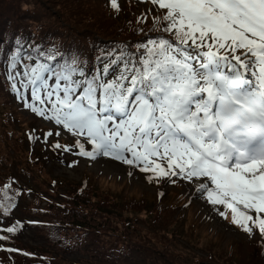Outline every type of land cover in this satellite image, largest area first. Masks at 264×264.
Masks as SVG:
<instances>
[{"label":"snow or ice","instance_id":"snow-or-ice-1","mask_svg":"<svg viewBox=\"0 0 264 264\" xmlns=\"http://www.w3.org/2000/svg\"><path fill=\"white\" fill-rule=\"evenodd\" d=\"M150 2L175 39L140 45L139 67L126 62L104 82L75 61L58 72L46 63L17 70L14 56L12 89L33 113L83 136L91 149L77 141L79 155L150 173V182H194L220 217L264 236V0ZM110 5L119 11L118 0Z\"/></svg>","mask_w":264,"mask_h":264},{"label":"rangeland","instance_id":"rangeland-1","mask_svg":"<svg viewBox=\"0 0 264 264\" xmlns=\"http://www.w3.org/2000/svg\"><path fill=\"white\" fill-rule=\"evenodd\" d=\"M81 1L89 12L79 9L73 0H0V21L8 16L11 27L29 30L27 45L37 42L33 46L37 48L36 53L18 43L7 49L9 53H3L0 43V157L3 160L0 164V236L7 237L0 240V261L6 264L21 251L32 254L45 247V230L26 221L71 218L70 214L77 208L73 215L79 218L91 217V222L97 216L103 218L108 224L103 231H108L107 238L113 244L116 245L118 238H129L137 247L156 252L148 256L156 261L159 258L161 264H242L239 259L247 260L255 251L249 242H261L264 246V236L258 229L254 228L250 234L232 224L230 214L227 220L220 217L195 189L189 188L193 182L176 177L175 183L164 179L150 182L147 179L150 173L136 169L129 176L128 165L107 158L93 161L79 155L80 149L74 141L84 142L85 149H91L83 136L73 135L54 121L33 113L24 107V100L12 94V84L20 80L18 76L15 81L9 79V75L15 74L11 68L14 56L19 61L17 70H23L26 65L34 67L54 53L63 57L53 71L75 61V66H86L87 73L94 74L96 62L109 54L114 58L129 49L131 59L139 67L141 55L147 53L140 45L152 38L175 39L174 36L167 38L162 30L165 10L150 0H118L119 11L111 7L110 0ZM115 11L121 14L115 17L112 15ZM123 13L131 27L123 23L118 27ZM3 31H7L4 22L0 39ZM32 35L37 40H32ZM10 53L14 56L10 57ZM28 98L31 101L30 94ZM53 140H56L54 145ZM6 182L9 186L5 187ZM74 199L80 204L73 205ZM133 199L140 202L141 211L127 207V202ZM163 200H172L176 207L169 209L172 215L163 218L162 212L155 219L158 206L166 208V203L161 204ZM98 207L114 214L101 213ZM4 208L8 210L5 212ZM9 227L15 231H6ZM243 245L246 247L241 250ZM10 248L12 254L6 251ZM54 254L68 260L77 256ZM27 260L16 257L14 264H27Z\"/></svg>","mask_w":264,"mask_h":264},{"label":"trees","instance_id":"trees-1","mask_svg":"<svg viewBox=\"0 0 264 264\" xmlns=\"http://www.w3.org/2000/svg\"><path fill=\"white\" fill-rule=\"evenodd\" d=\"M73 3L79 5V9L89 12V10H86L84 8L83 1L73 0ZM30 14L31 13H29L28 15ZM120 14L121 13L116 11L112 13V15L115 17H118ZM31 16H37V15L33 13L31 14ZM3 18L4 19L0 21V27L1 24L4 22L7 31H3V33L1 34L0 43L2 44L1 45L2 52L3 53H5L6 51L8 52L7 49H9V47L13 43H18V44H22V47L25 48L27 51H32L33 53H36L37 48L33 47L34 45L37 44L36 41L32 42L33 46L27 45L25 43L26 38L29 35V30L23 27H20L19 29L13 28L11 27V21L9 20V17L4 16ZM121 21L122 22L118 25V27H121L122 23L127 25L128 27L132 26V24L128 22L124 13L122 15ZM164 35L167 38H172L174 36V34L171 32H165ZM31 37L33 40L34 36L32 35ZM14 38H16L17 41L14 40ZM34 40L37 39L35 38ZM150 40H157V39L152 38ZM103 43L107 44L108 42H103ZM125 46H127V44H125ZM15 50L17 51V48H15ZM131 55L132 54L129 49H127L124 53H122L118 57L117 55H115V57L112 58V55L109 54V56L104 58L102 61L96 62L95 65L96 71L94 74L87 73L86 66L77 65L76 67L83 71L84 76L91 78L99 74L100 80L106 82L115 79L120 74L121 69L124 68L126 62L128 63L129 68L132 67L134 61L131 59ZM13 56L14 54L10 53V57ZM52 56L54 57V59L49 60L48 58H45L44 62L40 61L39 63H46L50 65L52 69L56 63H59V59L63 57V54L58 56L52 53ZM45 57H48V55ZM145 57H146V53L142 54L141 60ZM30 59L31 61H33L32 58ZM112 61H116V64L113 65ZM106 65L110 67H109L108 75L105 76L103 74V70ZM62 67H65V64H63ZM75 78L83 79L84 77H81L79 72H77ZM2 161L3 160L0 157V164L2 163ZM4 185L5 187L9 186V183L7 182ZM73 194L76 195L77 193H73ZM73 201H74L73 205L80 204L79 201L76 199H74ZM162 202L166 203L165 204L166 208L158 206L157 213L154 214L155 219H157V215H162V212H164V215H162L163 218L165 217V215L166 217L172 215L169 209L176 207V205L172 200L171 201L163 200L161 201V204ZM126 205L127 207L130 205V208L134 207L138 212L142 210V208L140 207L141 205L140 202L134 199L129 200ZM77 210H78L77 208H74V213L70 214L72 215L71 218L62 217L60 219H57L56 217H50L39 220L35 219L36 224L40 225L38 227L43 228L45 230L46 233V234L44 233L45 247L39 250V252H33L32 254L23 252L19 254L21 256L16 255L15 258H12V262H8L6 264H14L16 257L29 259L27 260V264H64L63 262H67V264H125V263L126 264H161L162 263V261L159 258L156 261L151 256L150 257L148 256L149 254H156V252H149L145 248L137 247L136 242L129 241V238L123 240H120L122 238H118L116 245L113 244V242L107 238L109 235L108 231L107 232L103 231L104 230L103 227H108L107 222L103 218L97 216V219L94 222H91L90 220L91 217L79 218L78 215H73ZM98 210L99 212L109 216L114 214L113 211L107 208L101 209L100 207H98ZM145 210H146L145 213H147V209ZM129 224L130 222L127 223V225ZM120 241H124V242H120ZM252 242L253 241L249 243H251L254 246L255 248L254 253L250 255L247 258V260H245L244 258H240L239 263L264 264L263 244L261 242L260 243L258 242L252 243ZM118 244H121L123 246L117 247ZM245 247L246 246L243 245L241 250H243ZM114 248H116V252H114ZM6 251H9L12 254L10 249H7ZM58 252H63L64 254L72 253L74 254V256L75 255L77 256L72 260H68L65 259L63 256L54 254ZM113 255L116 256L114 258L115 260L113 259ZM241 257H243V255H241ZM0 264H3V262L0 261Z\"/></svg>","mask_w":264,"mask_h":264},{"label":"bare ground","instance_id":"bare-ground-1","mask_svg":"<svg viewBox=\"0 0 264 264\" xmlns=\"http://www.w3.org/2000/svg\"><path fill=\"white\" fill-rule=\"evenodd\" d=\"M189 188L195 189L196 190V183H190Z\"/></svg>","mask_w":264,"mask_h":264}]
</instances>
